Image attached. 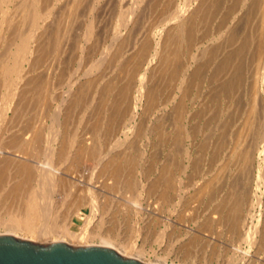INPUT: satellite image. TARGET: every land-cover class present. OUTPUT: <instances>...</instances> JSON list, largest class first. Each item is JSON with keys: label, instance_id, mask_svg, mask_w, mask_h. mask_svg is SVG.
I'll list each match as a JSON object with an SVG mask.
<instances>
[{"label": "bare ground", "instance_id": "bare-ground-1", "mask_svg": "<svg viewBox=\"0 0 264 264\" xmlns=\"http://www.w3.org/2000/svg\"><path fill=\"white\" fill-rule=\"evenodd\" d=\"M2 232L264 264V0H0Z\"/></svg>", "mask_w": 264, "mask_h": 264}, {"label": "water", "instance_id": "water-1", "mask_svg": "<svg viewBox=\"0 0 264 264\" xmlns=\"http://www.w3.org/2000/svg\"><path fill=\"white\" fill-rule=\"evenodd\" d=\"M0 264H154L122 255L110 246L74 245L65 241L36 242L0 233Z\"/></svg>", "mask_w": 264, "mask_h": 264}, {"label": "rangeland", "instance_id": "rangeland-1", "mask_svg": "<svg viewBox=\"0 0 264 264\" xmlns=\"http://www.w3.org/2000/svg\"><path fill=\"white\" fill-rule=\"evenodd\" d=\"M141 259V258H140ZM141 260H143V258L141 259ZM168 262H170V259H169V261Z\"/></svg>", "mask_w": 264, "mask_h": 264}]
</instances>
